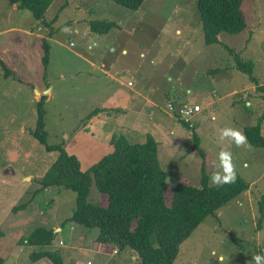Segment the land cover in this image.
<instances>
[{
    "label": "rangeland",
    "instance_id": "obj_1",
    "mask_svg": "<svg viewBox=\"0 0 264 264\" xmlns=\"http://www.w3.org/2000/svg\"><path fill=\"white\" fill-rule=\"evenodd\" d=\"M242 10L246 21L243 30L222 31L219 42L207 43L197 0H144L137 10L113 0H54L43 20H37L28 9L0 0V59L12 71L11 77L4 78L0 69L2 264H52L47 257L39 259L42 261L31 259L34 250L26 240L37 226L53 232L60 228L56 239L66 248L59 249L55 242L47 248L58 251L63 264H138L130 250L118 252L114 248L105 255L96 254L91 245L97 234L95 227L86 228L90 232L86 240L74 242L73 235L83 229L67 220L74 211L76 193L57 186L43 188L40 183L58 154L47 151L30 131L36 124L37 101L43 94L49 143L61 142L68 153L79 159L83 170L96 160V154L109 150L101 147L88 157L85 147L70 131L79 124V117L101 104L107 90L101 87L104 73L97 70L90 74L76 55L77 50L91 52L95 59L107 55L108 60L103 57L108 61L106 65L120 70L125 82L130 80L134 87L139 84L138 88L158 103L154 109L149 104L152 109H147L146 116L149 120L158 115L162 119V128L157 130L162 140L156 139L160 164L167 175L168 203L177 182L200 184L203 162L209 174L215 171L213 161L219 163L221 150L232 153L236 178L248 183L246 189L217 210L216 216L203 218L180 245L173 264H221V256L222 264H248L259 255V248H264V149L249 143L237 147L229 139H220L221 129L233 127L244 133L245 126H253L259 119L264 135V0H243ZM84 19L116 22L100 51H93L92 43L100 40L89 31V22ZM50 32L59 42L52 40ZM44 39L51 56L45 78ZM111 41L114 51H109ZM122 48L126 52L122 53ZM236 51L240 59L252 62L258 87L236 68ZM46 81L51 91L41 92L47 88ZM245 93L250 94L248 100ZM134 97L138 98V94ZM168 100L200 104L203 110L194 117L200 120L199 127L187 128L172 120ZM82 123V134L97 136L108 128L92 114ZM193 130L201 134L200 145L205 153H211L208 162L194 149ZM107 200V195L91 186L87 194L90 204L106 205ZM16 206L22 207L13 210Z\"/></svg>",
    "mask_w": 264,
    "mask_h": 264
},
{
    "label": "trees",
    "instance_id": "obj_2",
    "mask_svg": "<svg viewBox=\"0 0 264 264\" xmlns=\"http://www.w3.org/2000/svg\"><path fill=\"white\" fill-rule=\"evenodd\" d=\"M8 1L30 10L37 20H43L54 0ZM113 1L131 10L139 9L144 2ZM242 2L243 0H197L205 42H219L222 31L239 32L246 27ZM47 24L51 26L50 22ZM115 26L116 22L108 19L89 21L90 31L97 35H103ZM43 48L42 60L46 75L49 63V44L46 39L43 41ZM235 53L236 68L247 74L258 87L252 62L240 59L239 53ZM0 69L4 78L12 76V71L1 59ZM261 89L264 91V87ZM37 103L36 124L30 131L47 151L58 152L40 179L41 185L43 188L57 186L74 191L75 208L67 220L86 228H97L95 242L112 245L118 252L132 251L138 264H173L180 245L203 218L210 214L216 216L221 206L248 187V183L238 177L234 183L222 187L211 186L210 174L203 162L200 184L177 182L172 187L168 203L165 196L167 175L160 164L158 141L151 133L147 134L144 141H130L123 133L113 134L110 138L112 150L86 170H81L78 158L69 154L61 142L47 141L44 94ZM97 109H92L91 113H95ZM179 122L190 128L183 120ZM193 133L194 149L205 159L206 153L200 145V137L195 130ZM244 133L250 145L264 149L260 119L253 126H245ZM92 185L98 193L108 196L106 205H93L87 201ZM20 207L22 206H16L13 210ZM2 234L0 228V237ZM27 236L28 245L41 248L32 252V260L47 257L52 264H63L58 251L47 248L55 237L53 229L37 226ZM258 251L259 255H264V248H259ZM2 262L3 258L0 256V264Z\"/></svg>",
    "mask_w": 264,
    "mask_h": 264
},
{
    "label": "crops",
    "instance_id": "obj_3",
    "mask_svg": "<svg viewBox=\"0 0 264 264\" xmlns=\"http://www.w3.org/2000/svg\"><path fill=\"white\" fill-rule=\"evenodd\" d=\"M16 4V3H14ZM53 4V2H52ZM51 4V5H52ZM18 6V4H16ZM50 5V6H51ZM19 7V6H18ZM20 8V7H19ZM75 20V19H74ZM86 20L85 22H89L90 20L88 19H84ZM95 20V19H92ZM103 20V19H100ZM69 21V20H67ZM70 22V21H69ZM89 25V23H88ZM90 31V28H89ZM112 31V29L103 34V35H97L93 32V33L98 40H100V42L94 41L92 44H95V46L93 47V51H100L102 49L101 45L103 43H106V38L107 36H109V33ZM52 38V36H51ZM53 41H58L54 38H52ZM59 42V41H58ZM70 45H74L72 42L69 43ZM114 42H110V48L109 51H114V47H113ZM89 47V49H91L92 47L87 45V48ZM100 48V49H98ZM122 53L126 52V50L124 48H122L121 50ZM44 55V54H43ZM76 55L79 57L80 60H82V62L85 65V68H89V72L94 73L97 70H101L104 73V83L101 84V87H106L107 90H105L106 94L103 96L104 100L101 102L100 105H95L92 109L94 108H98L97 111L95 113H91V110H89V112H86V114L84 116H81L78 118L79 120V124H77L75 127L71 128V132H74L73 136L75 139H79V142L85 147V153L89 156H91V152L92 150L95 149H101V147H109V150L107 152H103L100 156H97L96 151H94V154H96L95 158L96 160H94L93 162H90V164L84 169L86 170L88 167H90L95 161H97L98 159H100L101 156L109 153L112 150V145L110 143V138L112 137L113 134H118V133H123L130 141H144L146 140L147 134L150 132L149 129L154 133L153 136L155 138H157L159 141L162 140V135H159L157 133V130L162 128L161 122L162 119L158 116L154 117V120L151 119L149 120L148 116H146L147 113V109L149 108L150 110L158 107V103H155L153 101L150 100V96L149 94H144L139 88V84H137V87H134L133 82H131L130 80H128L127 82H125L124 80V75H122L120 70H117L113 65H106L108 61H103V57L104 59H107V55H104L102 57V59H95V56L93 55V53L91 52H87L85 50H77ZM97 55V54H96ZM43 59V57H42ZM51 60V56H50V52H49V63ZM48 63V64H49ZM121 72V73H120ZM44 78H45V74H44ZM116 82H118V84H116ZM114 84L113 86L111 84ZM45 84L47 85L46 90H43L41 92H45V91H51V87L49 85V83L46 81ZM254 88L255 85L253 86ZM97 88V86H96ZM256 90V89H255ZM40 90H36V92H38ZM48 92V93H49ZM136 94H138V98L134 97ZM246 94V93H245ZM245 98L248 100V97L250 96L249 93H247L246 95H244ZM47 97V96H46ZM46 97H45V101H46ZM144 97V98H143ZM255 97V95L253 96V98ZM135 98H137L135 100ZM169 101H173V100H168ZM175 103H184V102H176ZM248 102V101H247ZM149 104H152V107L149 106ZM187 104V103H185ZM198 104V103H195ZM200 105V104H199ZM203 110V108H202ZM158 111H155V114ZM169 112V111H168ZM152 113H154L153 111L150 114V116L152 115ZM92 114V116L96 117V120L98 123L103 122L105 125L108 126V128L106 129V131L100 135H95L94 132L91 131L92 134L90 133L87 134L86 132L82 134V132H80V129H82V127H80V123H82V120H84L85 122L82 123L85 124L87 121V117ZM169 117L174 120V121H178L179 119H177L176 117H174L171 113H168ZM78 116V115H77ZM152 117V116H151ZM164 119L166 118L163 117ZM168 120V117H167ZM151 121V122H150ZM154 121V122H153ZM144 123L143 127H140V123ZM157 122V123H156ZM181 124V123H180ZM114 125L115 127L111 126ZM200 125V120H196V127H199ZM100 129V128H98ZM96 129L97 132H100V130ZM154 130V131H153ZM172 132V130H171ZM187 134V133H186ZM200 137V142H202V136L201 134H198ZM182 139V138H179ZM157 140V141H158ZM159 144V142H158ZM111 145V147H110ZM208 154H206V160L208 162L211 153L207 152ZM70 154V153H69ZM194 156H196L194 153H192ZM159 155V154H158ZM201 155V154H200ZM198 156V155H197ZM202 157V156H201ZM94 158V159H95ZM79 160V159H78ZM213 163H215L213 161ZM244 164H246L244 162ZM81 165V162H80ZM81 168V166H80ZM83 170V169H81ZM73 213V212H72ZM80 226V225H77ZM80 228V227H79ZM83 229L79 230L76 232L75 235H73V241H81V240H86V234L90 233L89 231H86V227H81ZM60 228H57L55 233V237L53 242L55 246H59L58 248H66L64 246V244L56 239V235L59 232ZM95 237L96 235H94L92 237V247H94V251L96 252V254H100V255H105L106 253H108L109 249H114L115 247H113L112 245H108V244H101V243H97L95 242ZM58 240V243L56 242ZM82 243H78V246H81ZM69 245H71V243H69ZM30 247L33 248L34 251H39L41 250V248H38L36 246H31ZM50 247V246H49ZM72 248H74L75 246H70ZM50 249V248H49ZM42 259V258H41ZM37 261H42V260H37ZM75 261H72V263L70 264H74Z\"/></svg>",
    "mask_w": 264,
    "mask_h": 264
},
{
    "label": "clouds",
    "instance_id": "obj_4",
    "mask_svg": "<svg viewBox=\"0 0 264 264\" xmlns=\"http://www.w3.org/2000/svg\"><path fill=\"white\" fill-rule=\"evenodd\" d=\"M65 31H68L65 29ZM220 139H229L231 140L237 147H245L248 146L246 135L239 129L233 127H226L220 130ZM218 164L214 163V167L216 168L210 174V183L215 187H222L225 184L234 183L236 180V167L233 163V156L230 151L221 150L218 153ZM221 264L223 262V257L220 258ZM248 264H264V255H255L252 257V260L248 262Z\"/></svg>",
    "mask_w": 264,
    "mask_h": 264
},
{
    "label": "built area",
    "instance_id": "obj_5",
    "mask_svg": "<svg viewBox=\"0 0 264 264\" xmlns=\"http://www.w3.org/2000/svg\"><path fill=\"white\" fill-rule=\"evenodd\" d=\"M167 106L169 112L174 117L183 120L190 128L195 126L196 123V121L194 120L195 115L202 111V107L199 104H185V103H175L174 101H169ZM87 262L88 264H91L89 261Z\"/></svg>",
    "mask_w": 264,
    "mask_h": 264
}]
</instances>
